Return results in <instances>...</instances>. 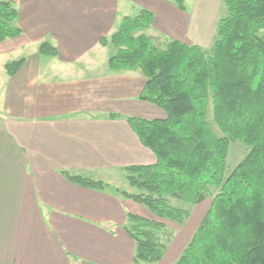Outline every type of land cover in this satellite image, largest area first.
Masks as SVG:
<instances>
[{
	"label": "crops",
	"instance_id": "obj_1",
	"mask_svg": "<svg viewBox=\"0 0 264 264\" xmlns=\"http://www.w3.org/2000/svg\"><path fill=\"white\" fill-rule=\"evenodd\" d=\"M10 1L21 33L0 41V264H134L128 214L163 219L115 190H134L125 167L155 162L125 118L165 112L139 98L140 69L108 67L110 37L124 17L146 9L153 20L145 35L190 43L195 33L201 46L213 2L199 1L201 12L188 16L167 0ZM42 42L56 55L39 53ZM21 58L8 75L5 64ZM61 170L107 186H81ZM208 206H192L157 264L178 258Z\"/></svg>",
	"mask_w": 264,
	"mask_h": 264
},
{
	"label": "trees",
	"instance_id": "obj_2",
	"mask_svg": "<svg viewBox=\"0 0 264 264\" xmlns=\"http://www.w3.org/2000/svg\"><path fill=\"white\" fill-rule=\"evenodd\" d=\"M172 1L185 9V0ZM221 2L225 15L217 20L210 50L177 39L156 47L153 37L141 32L153 20L146 9L124 17L110 37L116 52L108 67L140 69L145 84L139 98L165 112L163 118H125L155 162L125 167L134 190H115L158 219L179 224L190 211L171 205L169 198L190 205L209 200L171 264H264V0ZM17 14L10 0H0V41L20 35L14 24ZM100 42L105 44V38ZM38 52L53 56L57 51L42 42ZM24 61L7 62L6 73L15 74ZM231 140H240L247 152L224 175ZM61 173L84 187L107 186L66 170ZM128 221L124 229L135 241L133 263L160 261L165 245L155 231L163 224L132 213Z\"/></svg>",
	"mask_w": 264,
	"mask_h": 264
},
{
	"label": "rangeland",
	"instance_id": "obj_3",
	"mask_svg": "<svg viewBox=\"0 0 264 264\" xmlns=\"http://www.w3.org/2000/svg\"><path fill=\"white\" fill-rule=\"evenodd\" d=\"M169 1V3H171L172 5H174L178 10L179 8L177 7V5L172 1V0H167ZM201 0H185V9L183 10V12L186 15H191L194 16V14L200 13V6L201 3L199 2ZM210 2H213V5L215 8L212 9V17L210 18L211 21L209 23V29H208V33L205 36L204 41H202V47L210 50L213 44V41L215 39V33H216V23L217 20L225 15V8L223 6V3L221 2V0H211ZM180 11V10H179ZM208 12H210L207 9L203 10V14H207ZM147 33V32H146ZM153 37V43L156 47L158 48H165L167 41L173 39L172 37L168 36V35H157V36H151ZM190 40H188L187 42L190 43H195L197 42V37L196 34L194 33L193 35L190 36ZM211 119V115L209 113L208 116V121L210 124V120ZM212 127L213 125L210 124ZM214 129V128H213ZM217 131V130H214ZM247 152V147L245 144H243L240 140H231L229 142V146H228V152L225 158V174L224 175H228L230 173V171L236 166V164L241 160V158L245 155V153ZM169 203L171 205H176L179 207H183V208H188V210L190 211L193 205H190L188 203H184L178 199L175 198H169ZM206 205H207V201H206ZM163 221V227L159 230H156V237L157 239L163 244L165 245V250L167 249L168 245L170 244V241L172 239L173 234H175V230L176 227L181 226L182 224L167 220V219H163L160 220ZM164 250V252H165ZM137 264H157V262H143L140 261Z\"/></svg>",
	"mask_w": 264,
	"mask_h": 264
}]
</instances>
